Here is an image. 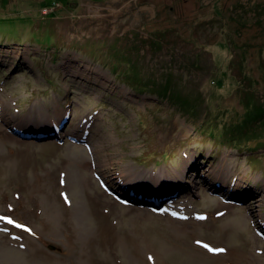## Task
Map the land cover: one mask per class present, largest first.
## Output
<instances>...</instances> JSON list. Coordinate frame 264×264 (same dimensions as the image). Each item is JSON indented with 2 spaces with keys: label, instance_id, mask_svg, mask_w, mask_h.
I'll use <instances>...</instances> for the list:
<instances>
[{
  "label": "rangeland",
  "instance_id": "rangeland-1",
  "mask_svg": "<svg viewBox=\"0 0 264 264\" xmlns=\"http://www.w3.org/2000/svg\"><path fill=\"white\" fill-rule=\"evenodd\" d=\"M0 39V264H264V116L205 134L264 109V0H0Z\"/></svg>",
  "mask_w": 264,
  "mask_h": 264
},
{
  "label": "trees",
  "instance_id": "trees-1",
  "mask_svg": "<svg viewBox=\"0 0 264 264\" xmlns=\"http://www.w3.org/2000/svg\"><path fill=\"white\" fill-rule=\"evenodd\" d=\"M1 40V39H0ZM53 42V41H52ZM51 84H54L53 81L51 80ZM47 89L44 91V93H46ZM104 105V103H101L100 105H97V107ZM264 109L260 110V112H258V114L249 117L248 119H246L245 121H243L242 123H238L236 124V126H231L230 128H227L225 130H217L215 131L213 129V126L209 127L207 125L208 131H205L204 128L206 126L205 123L203 125H201V130L203 129L205 131V134L209 135V137L213 138L214 141L218 144V145H223V146H229V147H233V148H239V149H243L242 147V141H246V139L250 140L251 138H246V135L248 133V130L255 125V123H257L263 116H264ZM198 130L199 126H196ZM200 128V127H199ZM216 144V145H217ZM264 145V143H263ZM262 145V146H263ZM261 147H256V148H248L247 150H249L250 152L254 153L257 152V150H259ZM200 155V154H199ZM201 156V155H200ZM253 166V165H252ZM256 167V166H254Z\"/></svg>",
  "mask_w": 264,
  "mask_h": 264
},
{
  "label": "bare ground",
  "instance_id": "bare-ground-1",
  "mask_svg": "<svg viewBox=\"0 0 264 264\" xmlns=\"http://www.w3.org/2000/svg\"><path fill=\"white\" fill-rule=\"evenodd\" d=\"M30 117H33V115H31ZM40 118H41V120H45V118H43L42 116L39 117V119ZM46 120H48V118ZM201 125L202 124L199 125L200 128L198 127L199 130H197L199 133H203V131L201 130ZM263 147H264V145H263ZM172 177L173 176H165L163 178L161 176L158 179H156V178H152V177L146 176V179H145L144 177L142 178V176L138 177V176H136V174L132 173V174H128L127 178L125 177V183H126V185L128 187H132V189L134 188L135 190L137 189V191L139 193H141L143 191V189H146V188H147V191H149V192H164V191H167L170 188V186H172L174 184L169 183V182H164V186L163 185L160 186L159 185V182H160L159 180H162V179L163 180L164 179H173ZM218 178L220 179L221 177H218ZM231 179H236V178L231 177ZM145 180H147V181L143 182ZM170 182H171V180H170ZM102 230H104V229H102ZM32 257L37 259L38 253L34 252ZM37 260H34V261H37ZM233 260H235V258H233L231 261H225V262L233 263L234 262Z\"/></svg>",
  "mask_w": 264,
  "mask_h": 264
},
{
  "label": "water",
  "instance_id": "water-1",
  "mask_svg": "<svg viewBox=\"0 0 264 264\" xmlns=\"http://www.w3.org/2000/svg\"><path fill=\"white\" fill-rule=\"evenodd\" d=\"M11 133L15 134V136L19 137L20 139H26V140H34V141H45V140H49L50 138L46 137V138H41V137H33L31 135H27L23 133V131L21 130H16V129H11ZM157 208H160V205L156 206Z\"/></svg>",
  "mask_w": 264,
  "mask_h": 264
},
{
  "label": "snow or ice",
  "instance_id": "snow-or-ice-1",
  "mask_svg": "<svg viewBox=\"0 0 264 264\" xmlns=\"http://www.w3.org/2000/svg\"><path fill=\"white\" fill-rule=\"evenodd\" d=\"M199 219H204V217H199ZM8 222L9 223H12L11 220H9ZM17 226L20 227V225H17ZM203 247H205L209 252H223L224 251V249H214V248H211L207 244L203 245Z\"/></svg>",
  "mask_w": 264,
  "mask_h": 264
}]
</instances>
